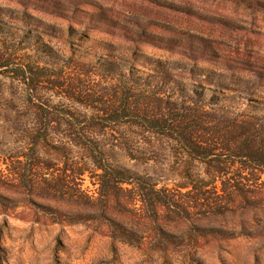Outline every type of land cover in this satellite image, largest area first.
Returning <instances> with one entry per match:
<instances>
[{
  "label": "rangeland",
  "instance_id": "rangeland-1",
  "mask_svg": "<svg viewBox=\"0 0 264 264\" xmlns=\"http://www.w3.org/2000/svg\"><path fill=\"white\" fill-rule=\"evenodd\" d=\"M0 264H264V0H0Z\"/></svg>",
  "mask_w": 264,
  "mask_h": 264
},
{
  "label": "trees",
  "instance_id": "trees-1",
  "mask_svg": "<svg viewBox=\"0 0 264 264\" xmlns=\"http://www.w3.org/2000/svg\"><path fill=\"white\" fill-rule=\"evenodd\" d=\"M244 124L245 125H249L246 128H245L244 125H241L240 126L241 129H244L245 128L244 132L248 131V129H252V127H254L253 129H256V124H253V125H251L250 123H244ZM246 133H248V132H246ZM194 151L196 153H199V154L200 153L201 154H206L207 153L206 152V148H201V150L195 149ZM98 167H99V169L100 168L101 169H104V171H105V173H104L105 174V177H103V178H105V181L107 179V181L108 180H115L118 183H126V182H128L132 178L131 176H129V174H127L128 171L125 170V169H123V168H121V167H116V168H112V169H110V168H103L104 166H98ZM233 187H234L233 184H229V186L227 184H225V186L223 188H225V190L229 191ZM230 194H233V192H231Z\"/></svg>",
  "mask_w": 264,
  "mask_h": 264
}]
</instances>
